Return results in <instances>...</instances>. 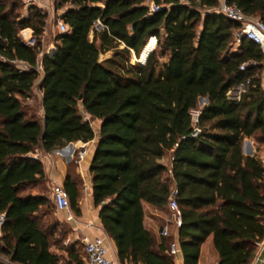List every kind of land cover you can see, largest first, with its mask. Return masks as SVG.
Segmentation results:
<instances>
[{
	"label": "trees",
	"instance_id": "1",
	"mask_svg": "<svg viewBox=\"0 0 264 264\" xmlns=\"http://www.w3.org/2000/svg\"><path fill=\"white\" fill-rule=\"evenodd\" d=\"M150 1L157 11L143 0H57L55 8L68 5L59 15L67 29L40 58L38 116L37 47L17 34L27 28L38 36L45 15L31 7L19 17L11 0H0V255L9 261L84 264L72 245L60 248L63 258L52 251V204L41 192H26L43 191L45 182L40 160L29 154L87 143L95 134L87 168L91 201L117 264H173L167 252L173 234L145 229L141 208L166 207L172 182L180 216L174 230L188 239L179 243L182 264H196L197 243L208 235L217 264L251 261L264 236V165L255 154L242 155L240 142L264 144V56L244 38L232 46L239 25L210 10L218 0ZM233 2L264 20V0ZM95 20L101 28L89 40ZM130 55L140 64H129ZM237 85L242 91L230 99ZM198 97L206 98L200 107ZM191 108L199 112L193 137ZM89 120L98 121L95 131ZM165 154L168 166L159 162ZM61 185L77 216L75 160L66 164Z\"/></svg>",
	"mask_w": 264,
	"mask_h": 264
},
{
	"label": "built area",
	"instance_id": "2",
	"mask_svg": "<svg viewBox=\"0 0 264 264\" xmlns=\"http://www.w3.org/2000/svg\"><path fill=\"white\" fill-rule=\"evenodd\" d=\"M21 1L26 6H28L33 0H21ZM158 9L159 7L154 5L152 2L148 5L149 12H155ZM210 10L221 14L230 21L238 23L239 25L238 28L235 29L231 35L233 47L237 45L239 39L244 38L255 43L258 46L262 55L264 56V20H259L244 15L240 11V9L235 5L233 0H218L217 5L211 8ZM56 27H57V31L60 33L65 32L67 29L66 25L59 18L57 19ZM100 28L101 26L98 20H95L92 23V27L89 33L92 34L93 31H98L100 30ZM41 32L42 33L44 32V28L43 31L41 30ZM19 33H20V37L22 38L25 44L30 46H35L32 45V41L34 39L33 37H30V35L24 36V34H22V30L19 31ZM154 44H155V39L153 37H150L145 45H149L151 50L154 48ZM52 49L53 47H51L50 49L48 47L44 52L37 53L34 70H36L38 73L39 72L41 73L40 58L43 55L48 54ZM133 59L136 63L140 64L139 62L136 61L134 57ZM0 60H2L1 57ZM12 63L16 68L21 70H24L28 67L26 64L20 61H12ZM242 69H243V64L239 66V70ZM236 99L237 97L234 100ZM198 113H199L198 109L195 108H191L188 110V116L190 119V124L192 126L190 137H193L198 133V129L195 126L197 122ZM43 153L46 156L48 152H43ZM29 156L34 159L42 158V156L36 150L30 153ZM257 157L260 160V162L264 165V152L262 153V156H257ZM80 158H81V152L79 151L76 153V160H79ZM167 173H169V171H167ZM45 176H46L45 180L49 187V199L52 204L53 211L55 213L57 212L63 213L64 220L66 222H71L75 224L76 219L73 216V214L69 211L66 195L62 188L61 181L59 180V178L52 169H48ZM175 196H176L175 186L169 185L166 208L170 212L171 219L169 221L165 220L163 225H161L158 228L159 236H166L168 232V226H172V228L176 229L180 225L179 210L177 207V203L175 201ZM3 220H4V214L0 213V228L3 223ZM86 225L90 226V223L87 222ZM79 241L81 243V250L84 257V264H117L115 257L111 255V249H110L111 247L109 240L103 233L91 232L87 236L84 235L81 236ZM176 251L177 248L175 246V243L171 242L168 246V251H167L168 254L174 256ZM0 262H3L4 264H16L4 258L1 255H0Z\"/></svg>",
	"mask_w": 264,
	"mask_h": 264
},
{
	"label": "crops",
	"instance_id": "3",
	"mask_svg": "<svg viewBox=\"0 0 264 264\" xmlns=\"http://www.w3.org/2000/svg\"><path fill=\"white\" fill-rule=\"evenodd\" d=\"M144 3L148 6L151 3V1L145 0ZM22 34H24V36H28V35H30V30L25 28L22 30ZM50 48L51 47H49V49ZM41 75L42 74L39 72L36 80L34 81V85H33V89H32V94L35 96V98L38 102V109H37V115L38 116H41V109H40V105H39L40 91L37 87V84L41 78ZM261 78H263V74H261ZM229 91H230V93L233 92L235 94L234 95L235 97H238L239 93L242 91V86L237 85L236 87H233ZM93 121L96 122V129H97L98 121L97 120H93ZM95 140H96V134H95L94 139L90 140L87 143H83V144L80 142L70 143V144L65 145L62 148L55 149V150L48 152L46 156L44 155L43 151H41L40 149L36 150L42 156V158L39 160L42 164L44 175H46V172L48 169H52L60 181H61L62 177L64 176L66 164L70 160H72V158H73L72 152H74V150H79L81 152V158L79 160L75 159L76 172L78 173L80 181H81L80 194H79V199H78L79 214L77 216L73 215L76 219L75 224L69 222V225H67L69 227L70 231L72 232V234H74L78 240H80L81 236H83V235L87 236L91 232H95V233L101 232L105 235V233L103 232V230H102V228L99 225L98 220H97V208H94L92 206L91 189H90V182H89L90 175L87 171ZM242 142L245 146V148H243L240 145V148L242 147L243 152L248 153V156H250L249 154H255L253 144L251 143V140L249 137L243 138L241 140L240 144ZM248 149H249V152H248ZM241 154H242V152H241ZM168 159H169L168 154H165L160 158L159 162L162 165L168 166ZM45 178H46V176H45ZM45 182H46V180H45ZM188 187H189L188 184L184 185L185 189H188ZM141 208H142V225H143V227L145 229H149L156 236H158V228L159 227L155 228L156 226L152 222L151 217L148 218V216L144 214L145 209L143 208L142 203H141ZM150 209L157 211V209L152 208V207ZM56 215L58 216V218L64 220L63 213L57 212ZM150 215L153 216V214H150ZM146 219L150 220L151 222H145ZM87 222L90 223V226L86 225ZM170 227H171L170 231L173 234V241L172 242L175 243V246L177 248V251H176L175 255L173 256V264H182V259H181L180 249H179V243L180 242H187L188 239H178L176 236V230H174V228H172V226H170ZM108 240H109L110 247H111L110 248L111 249V255H113L116 259L115 248H114V246H113V244L109 238H108ZM197 251H198V253H197L196 264H217V256L212 249L210 235L204 237L200 242L197 243ZM249 264H264V236L257 243L254 255H253L251 261L249 262Z\"/></svg>",
	"mask_w": 264,
	"mask_h": 264
},
{
	"label": "rangeland",
	"instance_id": "4",
	"mask_svg": "<svg viewBox=\"0 0 264 264\" xmlns=\"http://www.w3.org/2000/svg\"><path fill=\"white\" fill-rule=\"evenodd\" d=\"M11 1L13 2V4L16 5L15 13L19 17H25L27 14L28 8H31V7L38 9L41 13H43L45 15L44 24H43L44 32L43 33L41 32L38 36L33 37L31 35V30L29 29L30 30V37L34 38L32 41V45H36L37 53L44 52L48 47H52V43H53L52 38L58 32L57 27H56V22H57V19L59 18L58 15L62 11H64V9L68 7V5L63 4L61 7L55 8V6L57 4L56 0H33L28 6H26L21 0H11ZM143 1H145V0H143ZM43 28H42V31H43ZM17 35H18V38H20V40H22L19 32ZM88 39L89 40L93 39V36L91 33L88 34ZM94 41L96 43V40H94ZM109 56H110V52L101 53L98 55V60L108 58ZM127 62L129 64H135L136 63L131 55L129 56ZM227 95L229 96L230 99L236 98L234 96L235 94L233 92L230 93V91H229V92H227ZM29 104L32 107L30 109L32 111H34V105L35 104L32 102ZM204 104H205L204 102L198 103V101H197L198 107H200ZM89 122H90L92 129L95 131L96 130V122L92 121V120H89ZM250 140H251V143L253 144L255 155L256 156H262V153L264 152V144L263 145H256L252 138H250ZM240 145L243 148H245L243 142ZM77 152H79V150H74V152H72V154H73L72 159L73 160L76 159V153ZM248 152H249V149H248ZM242 155L245 156V155H248V153L243 152ZM249 155L251 156L253 154H249ZM171 186H175V183L172 182ZM43 187H44L43 191H41L39 188H33V189H28L26 192H31V193L41 192V194H43L44 196L47 197L49 205H51L50 199H49V187H48L47 182H43ZM142 205H143V208L145 209L144 214L147 215L148 218L151 217L152 222L156 226L155 228L163 225L165 220L169 221L171 219L170 212L168 211V209L166 207H164L162 210L154 211V210L150 209L151 207L148 206L147 204L142 203ZM48 210L50 211V219L57 222V226H56V229H55V231L53 233V237H52V241L56 243V245H55L56 248L51 247L52 251L57 253V254H60V256L63 258V257H65V254L60 248L63 247V249H64V248L68 247L69 245H72L73 248H75V250L78 252V254L81 255V243L75 237V235L72 234L69 227L67 226V225H69V222H66L63 219L58 218V216L56 215V213L53 211L52 208H49ZM150 214H153V216ZM145 222H151V221L146 219ZM168 230L169 231L171 230L170 226H168Z\"/></svg>",
	"mask_w": 264,
	"mask_h": 264
},
{
	"label": "water",
	"instance_id": "5",
	"mask_svg": "<svg viewBox=\"0 0 264 264\" xmlns=\"http://www.w3.org/2000/svg\"><path fill=\"white\" fill-rule=\"evenodd\" d=\"M197 101H198V103H201V102H206V98H202V97H198L197 98ZM240 151L243 153V149H242V147L240 148ZM245 156H248V155H245ZM0 264H4L3 262H0Z\"/></svg>",
	"mask_w": 264,
	"mask_h": 264
}]
</instances>
